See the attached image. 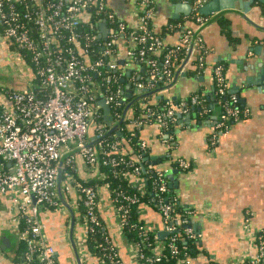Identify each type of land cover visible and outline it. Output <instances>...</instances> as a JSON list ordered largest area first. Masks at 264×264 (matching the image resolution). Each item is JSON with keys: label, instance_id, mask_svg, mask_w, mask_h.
I'll use <instances>...</instances> for the list:
<instances>
[{"label": "built area", "instance_id": "2783aa9c", "mask_svg": "<svg viewBox=\"0 0 264 264\" xmlns=\"http://www.w3.org/2000/svg\"><path fill=\"white\" fill-rule=\"evenodd\" d=\"M205 2L193 0L197 25L184 28L179 43L167 46L152 23L156 0H140L141 9L145 10L140 11L139 24L134 28L109 8L107 0H0V36L7 41L15 62L28 64L34 77L21 89L0 83V253L7 250L2 249V239L10 231L26 244L22 260L15 264H58L57 250L46 238L40 211L63 206L58 192L60 160L66 153L78 150L66 159L63 176L66 191L72 189L76 193L77 221L81 227L78 245L81 250L86 249L85 252L77 249L81 263L90 255L99 264H124L119 247L100 215V186L84 184L76 177V156L79 154L91 168L99 162L111 168L134 164L126 160L118 141L105 143L106 132L110 133L111 127L97 102L103 99L110 107L113 125L123 118L124 111L118 110V96L125 94L126 89L121 88L119 79L125 77L133 61L147 64L146 76L129 74L126 78L134 86L129 83L131 89L141 93L173 81L176 71L173 60L182 47L187 55L197 54L202 72L206 67V50L199 31L208 20L200 12ZM84 21H89L90 28L84 27ZM101 21L107 25L105 38L100 37ZM162 49L166 52L158 64L153 55ZM212 73L220 98L226 99L224 112L219 117L207 118L212 127L210 142L216 145L219 137L230 130L231 122L246 118L249 110L240 108L239 96L230 92L223 64H214ZM204 100L197 95L168 100L164 109L147 110L130 122L137 129L156 122L168 140L170 135L165 131L170 125L180 116L190 114L191 107ZM204 112H207L205 107ZM141 148L144 151L148 148L145 140ZM176 167L189 169L191 164L180 160ZM140 173V166H133L132 186L145 195L146 179ZM171 174L172 167H158L154 173L150 195L155 197L152 206L161 215L162 228L156 229L158 234L153 238L148 232L155 230L154 227L137 225L131 220L133 208L140 202L139 195L121 189L112 194L109 189L119 231L136 264H163L167 258L164 246L168 247L170 256H177L181 253L179 239L201 238L192 221L193 209L185 207L184 212H175L179 202L168 195L172 188ZM4 210L9 213L7 217L3 216ZM125 228L137 231V239H128ZM160 232H165L164 237ZM95 235L102 238L97 254L88 246ZM256 242L258 253L249 264H261L264 260L263 232L256 234ZM192 260L181 258L179 264H192ZM73 264L78 263L75 260Z\"/></svg>", "mask_w": 264, "mask_h": 264}, {"label": "crops", "instance_id": "0c3cea01", "mask_svg": "<svg viewBox=\"0 0 264 264\" xmlns=\"http://www.w3.org/2000/svg\"><path fill=\"white\" fill-rule=\"evenodd\" d=\"M211 1L206 0L203 6ZM230 1L233 8L205 15L208 20L199 31L206 50L205 69L201 73L195 71L192 59L197 54L194 52L177 66L174 76L175 79L177 75V80L173 85L149 96L155 102L187 99L197 90L209 92L214 85L212 66L223 63L230 92L241 97L249 110L248 116L232 122L230 130L219 137L216 145L210 142L212 127L208 119L197 120L191 114L179 117L168 140L156 122L147 124L140 131L153 163L159 168L172 167L171 185L177 201L193 209L192 221L201 234V252L193 258L192 264L248 263L258 253L256 234L264 233V0ZM192 2L156 0L152 23L167 46L179 43L184 28L197 25L190 18ZM107 4L130 27L138 26L142 10L139 1L107 0ZM103 22L99 23L100 36ZM0 52L9 57L10 47L1 36ZM5 56L0 58V69L9 67L5 65ZM12 69L18 78V86L14 88L27 87L28 77L16 67ZM144 70L138 61H133L126 73L143 75ZM9 72L0 70V83L9 86L5 81ZM127 77L125 74L124 78ZM89 135H93L92 130ZM180 160L189 162L191 168L176 167L174 164ZM75 166L78 175L85 180L94 176V170L79 154ZM65 183L63 176V206L43 208L40 219L46 226L48 242L57 250L58 264H73L76 260L74 247L81 250L78 245L81 227L77 221L76 193L72 189L66 191ZM99 195L100 215L119 247L124 264H136L119 231L109 188L100 185ZM8 215L4 210L3 216ZM72 215L76 218L74 244L70 237ZM141 217L155 229L162 228L161 215L154 206L142 205ZM13 255V248L0 253V264H15ZM84 264L99 263L96 257L89 255Z\"/></svg>", "mask_w": 264, "mask_h": 264}, {"label": "trees", "instance_id": "16d2710c", "mask_svg": "<svg viewBox=\"0 0 264 264\" xmlns=\"http://www.w3.org/2000/svg\"><path fill=\"white\" fill-rule=\"evenodd\" d=\"M140 2V0H137ZM145 8H142L141 12H143ZM92 11V9H91ZM140 12V15H141ZM93 14V13H92ZM205 16V15H204ZM99 18H102L101 16H98ZM191 20L196 24L195 20V14L194 11L191 12ZM93 21V16H92V21ZM221 22L225 24V21ZM84 27L90 28L89 21H84ZM161 38L162 35L158 34ZM166 51L164 49L161 50L160 53L154 54L158 60V64H161L163 60L164 53ZM187 56V52L185 48L182 47L181 50L178 51L174 62V67L177 68V66L181 65L182 62L185 60ZM196 58L192 59L193 64L195 63L196 68L195 71L200 72V69L198 67V56H195ZM29 61V60H28ZM133 63V62H132ZM207 64L206 62V55H205V65ZM223 64V63H221ZM140 67H144V73L143 75L146 76L145 71L147 68V64L145 61H140L139 62ZM207 66V65H206ZM225 67V65L223 64ZM33 67V66H32ZM148 69V68H147ZM226 71V68H225ZM32 74V73H31ZM1 79V78H0ZM31 79L34 80V77L31 75ZM214 79V78H213ZM144 80V79H143ZM145 81V80H144ZM214 85L211 91L209 92H203L202 90H197L195 91L191 96L197 95L201 99H205L202 104L196 106L195 108L191 107L190 109V114L192 116L195 115V118L197 120H202V118H211L215 113L217 114L216 116L219 117V115L224 112V106L223 104L225 103L226 99L225 97L220 98L218 92H217V86L215 81L213 80ZM130 82L126 80V82H122L121 79H119V85L121 86L122 89H126V85L129 84ZM131 84V87L133 88V84ZM114 86H116L114 84ZM165 86V84L161 83L160 87ZM158 88V85L152 89L151 91L155 90ZM124 95L121 94L118 96V100L120 102V107H119V112H123L125 107L131 100L134 98H139L140 94L138 91L133 90V96L131 98H127L124 100ZM238 95V94H237ZM189 96L188 98H190ZM229 100L230 93L227 94ZM239 96V95H238ZM240 103H238V106L240 108L245 107L242 103L241 97L239 96ZM172 100V99H168ZM168 100L162 99L159 101H153L152 96H143L140 97L139 99L135 100L132 105L130 106L129 113L126 115V118L124 121L120 124L119 126V132L114 131V132H106L105 136V143H110L111 141H118L121 145V149L123 151V155L126 158V160L132 161L134 164H122L121 166L117 168H111V167H106L103 166L101 162H99L95 168H92L94 170V176L89 178V179H84L78 175L76 172V177L83 182L84 184L87 185H93V186H100V185H107L108 188L111 190V193L114 194L115 191L117 190H123L126 193H137L140 198V202L138 205H135L133 208L131 220L137 225H143L147 224L144 219L141 217V204H148L150 203L151 205L155 204V197L154 195L151 194V189H152V181L154 177L155 170H157V165L153 163L152 157L149 152V148H147L145 151L141 148V143L143 138L141 137V129H137L135 125L131 124V119L134 117L142 116V114H145L147 110H162L165 108V105ZM204 107L207 109V112H204ZM113 108V107H112ZM113 113V109H112ZM100 120L103 121V116H100ZM232 123V122H231ZM147 125V124H146ZM145 125V126H146ZM174 124H171L169 129H167L165 132L170 134V131L173 129ZM144 128V126H143ZM115 155V154H113ZM100 161V160H99ZM177 163V162H176ZM176 163L174 164L176 166ZM140 166L141 170V175L145 177L146 182L144 183V191L145 195H142L139 191H137L136 188H133L132 186V181L134 179V175L132 174L133 171V166ZM65 170H70L69 168H65ZM114 170V171H113ZM150 172V173H148ZM104 175V176H103ZM147 177V178H146ZM65 179V178H64ZM169 197L171 200L176 198L175 193L173 191V188L168 193ZM185 206L177 203V207L175 208V212H184ZM184 228V225H183ZM126 235L128 239H137V231L135 230H129L125 228ZM158 230H152L148 232V235L153 238L155 235H157ZM157 233V234H156ZM102 238L99 235H95L94 237L90 238V241L88 242L89 250L95 254L99 253L100 248L98 246L99 243H101ZM178 245L180 248V255L177 256H170V251L167 246H164L163 253L167 257L164 261L163 264H179V261L181 258H187L191 257L192 259L201 252V244H200V239L197 238H190V237H182L181 239L178 240ZM13 248V260L14 262L22 260V257L24 255V252L26 251V244L24 242L18 241L17 244H12ZM213 263V262H211ZM233 264V263H231ZM242 264V263H239ZM243 264H249V263H243ZM261 264H264V260L261 262Z\"/></svg>", "mask_w": 264, "mask_h": 264}, {"label": "water", "instance_id": "95a60500", "mask_svg": "<svg viewBox=\"0 0 264 264\" xmlns=\"http://www.w3.org/2000/svg\"><path fill=\"white\" fill-rule=\"evenodd\" d=\"M233 4L230 0H212L211 2L207 3L206 5H204L203 7H201L200 9V12L203 14V15H211L212 13L214 12H219L221 10H224V9H229V8H233ZM102 26V32L103 34L100 36L101 38H105L106 37V23L103 22V24H101ZM191 55V53H189L187 55V57L185 58L186 60L189 58V56ZM185 61V60H184ZM130 72H127L126 73V77L129 76ZM177 80V75L174 79L173 82H171L170 84L168 85H165V86H162V87H158L157 89L153 90V91H148V92H145V93H141V91H139L138 93L140 94L139 98L140 97H143V96H149L153 93H156L158 92L160 89H163V88H168L170 87L171 85H173ZM122 82H126V78H123L122 79ZM133 95V90L131 89L130 85L127 84L126 85V93H125V97L124 99L126 100L127 98H131ZM139 98H134L133 100H131V102H129L127 104V106L125 107L124 109V116L123 118L115 125H113V122H112V117L110 115V107L105 103V101L103 99L99 100L97 102V106L98 107H101L103 110H104V119H105V122L108 124V126H110V132H114L115 130H117L120 126V124L124 121V119L126 118V115H127V110L130 108V106L132 105V103L139 99ZM119 132V131H117ZM78 151V150H77ZM77 151H74V152H70V153H66L60 160V166H61V169H60V172H59V176H58V192H59V195H60V198L62 199V195H61V183H62V178H63V166L65 164V161L66 159L72 154V153H75ZM74 226H75V216L72 215L71 216V227H70V237H71V240H72V243L74 244L73 242V230H74ZM159 235L161 237H164L165 235V232H160ZM12 246V243H11V239L9 237H5L2 239V249L6 250V249H9L11 248ZM75 249V257H76V260H77V263L78 264H82L81 263V260L79 258V255L77 253V249L76 247H74Z\"/></svg>", "mask_w": 264, "mask_h": 264}, {"label": "rangeland", "instance_id": "374dc122", "mask_svg": "<svg viewBox=\"0 0 264 264\" xmlns=\"http://www.w3.org/2000/svg\"><path fill=\"white\" fill-rule=\"evenodd\" d=\"M3 56H5V55L2 54V52H0V58H3ZM13 60L14 59L12 58V56L10 55V52H9V57L5 58V61H7V63L5 65H7L9 67L8 68H3V69H0V70L1 71L10 70V72H9L8 77L4 76L3 78L6 77L5 79H7V80H5V81L8 82L7 84L9 86L17 87L18 86V78H17V76L15 74H13L14 70L12 69V68L16 67V69L21 70L25 74V76L28 77V82H29L28 85H29L30 84V79H31V69H30V67L28 66V64H26V63H24L22 61L15 63ZM5 237H10L12 244L16 245L17 242H18V238L16 237V235L11 233L10 231H6L5 232Z\"/></svg>", "mask_w": 264, "mask_h": 264}, {"label": "flooded vegetation", "instance_id": "af4514ba", "mask_svg": "<svg viewBox=\"0 0 264 264\" xmlns=\"http://www.w3.org/2000/svg\"><path fill=\"white\" fill-rule=\"evenodd\" d=\"M11 249V248H10Z\"/></svg>", "mask_w": 264, "mask_h": 264}]
</instances>
